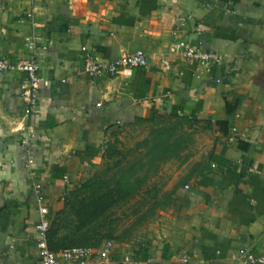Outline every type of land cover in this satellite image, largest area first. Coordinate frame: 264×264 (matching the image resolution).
Wrapping results in <instances>:
<instances>
[{"label":"crops","instance_id":"crops-1","mask_svg":"<svg viewBox=\"0 0 264 264\" xmlns=\"http://www.w3.org/2000/svg\"><path fill=\"white\" fill-rule=\"evenodd\" d=\"M179 42L221 63L188 62ZM83 48L105 61L143 50L149 64L94 79ZM0 58L35 59L44 79L25 115L26 73L0 77V264H40L30 171L52 220L110 145L145 141L170 115L194 123L192 142L148 167L163 190L159 216L105 264H234L241 249L264 253V0H0Z\"/></svg>","mask_w":264,"mask_h":264},{"label":"trees","instance_id":"trees-1","mask_svg":"<svg viewBox=\"0 0 264 264\" xmlns=\"http://www.w3.org/2000/svg\"><path fill=\"white\" fill-rule=\"evenodd\" d=\"M194 123L188 119L170 115L155 122L150 136L139 142L132 153H140L135 160L128 162L126 154L116 146L107 149V160L117 159L120 170L105 178H92L65 198L64 208L51 220L47 231L49 249L55 253L82 247L99 248L107 240L114 239L110 234H99L104 227L103 220L115 208L134 198L143 189L150 174L138 175V167L150 169L172 159L181 158V153L192 142V136L185 128ZM156 193V191H152ZM160 203L154 204L152 211ZM107 238V239H104Z\"/></svg>","mask_w":264,"mask_h":264},{"label":"built area","instance_id":"built-area-1","mask_svg":"<svg viewBox=\"0 0 264 264\" xmlns=\"http://www.w3.org/2000/svg\"><path fill=\"white\" fill-rule=\"evenodd\" d=\"M174 49L186 61L200 63L205 67L220 64L222 60L221 55L217 52H206L198 47L187 45L184 42L177 43ZM83 51L85 52L84 72L94 79L103 76L118 77L124 75L130 77L134 69L146 68L149 64L147 54L143 50H138L112 61H105L86 48H83ZM165 66L167 68L169 67L167 62ZM8 71L26 73L27 79L22 88L21 95L26 105L25 115H30L38 107V90L41 83L44 82V79L39 74V63L35 59H21L12 63L0 58V77ZM27 136L31 140L34 137V132L28 130ZM30 140L23 141V145L27 148L29 154V166L34 163L30 152ZM29 174L33 181L32 188L35 193L39 212L36 229L38 231L37 249L40 254V264H105L110 262L115 250V242L112 240L105 241L99 248L75 247L59 253H55L49 249L47 243V231L51 226L49 207L46 202L42 183L37 180L34 172L30 171ZM184 262H188V260L184 259ZM234 264H264V253H256L248 248L241 249Z\"/></svg>","mask_w":264,"mask_h":264},{"label":"rangeland","instance_id":"rangeland-1","mask_svg":"<svg viewBox=\"0 0 264 264\" xmlns=\"http://www.w3.org/2000/svg\"><path fill=\"white\" fill-rule=\"evenodd\" d=\"M136 145L135 141H120L117 146L121 152L126 154L127 161L131 162L134 158L132 150ZM117 161V159L107 160L106 157V161L97 169L95 168L96 170L94 169V173L90 175L89 178L85 179L84 182L96 177L105 178L107 175L108 177L113 175V173L120 170V168L115 165ZM148 169V167H138V175L144 176ZM149 181L150 183L141 189L134 198L115 208L103 220L104 227L99 230V234L100 236L106 233L110 234L111 237L109 238L114 239L115 248L116 245H122V247H124L126 244L136 243V241L144 239L147 237L150 222L157 220V216H159L157 211L161 208L158 207L154 211H152V209L154 208V204L160 203L158 202L159 194H161L163 190H159V183L156 184L153 182H158L157 178L153 181L150 179ZM153 186L156 187L150 189V187ZM154 190L157 193H153L152 191Z\"/></svg>","mask_w":264,"mask_h":264}]
</instances>
